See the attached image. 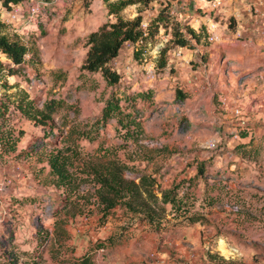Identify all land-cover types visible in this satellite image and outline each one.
Masks as SVG:
<instances>
[{
  "label": "rangeland",
  "instance_id": "rangeland-1",
  "mask_svg": "<svg viewBox=\"0 0 264 264\" xmlns=\"http://www.w3.org/2000/svg\"><path fill=\"white\" fill-rule=\"evenodd\" d=\"M35 3H40L39 13L29 19L28 8ZM16 9L18 15L12 18L11 11L0 5V23L28 42L38 61L32 65L28 59L17 75L8 77L13 88L5 93L25 91L38 109L55 105L50 111L53 123L45 126L10 111V127L22 136L17 151L0 159V264H154L160 259L163 264H264V242L252 243L250 255L244 249V254L231 256L226 246L231 255L225 257L219 249L220 255L216 253L215 236L204 248L205 233L180 229L189 223L194 207L197 212L207 208L204 203L192 204L193 192L181 184L184 173L204 171V165L194 163L206 152L210 161L229 158L235 165L241 153L239 171L245 177L253 175L251 168L256 172L264 168V0H151L147 7L128 6L121 12L128 19L141 14L150 24L168 9L172 18L167 29L159 27L153 44L124 45L112 62L121 77L114 86L100 74L81 70L87 36L114 20L103 0H26L12 11ZM196 19L208 28L205 51L179 50L168 43L177 22L190 27ZM164 47L167 65L161 69L157 63ZM178 51L181 57L174 56ZM150 67L155 72L151 79L146 73ZM143 93L147 99L133 101ZM111 96L120 100L124 113L140 122L144 133L138 143L124 136L115 119L102 124V109ZM221 97L229 108L239 107L241 114L232 117L220 106ZM72 130L84 155H95L99 148L117 149L135 168L125 174L127 179L146 174L162 188L178 184L179 198L187 196L192 205L187 203L185 211L178 212L166 206L159 228L120 209L102 219L89 206L73 217L64 209L60 192L42 185L48 167L40 157L45 149L64 146ZM81 132L88 133L87 138ZM253 146L258 151L253 152ZM231 206L228 218L233 222L240 215L246 222L263 221L264 214L252 212L245 203ZM56 217L66 220L65 234L57 240ZM155 253L157 260L152 257Z\"/></svg>",
  "mask_w": 264,
  "mask_h": 264
},
{
  "label": "trees",
  "instance_id": "trees-1",
  "mask_svg": "<svg viewBox=\"0 0 264 264\" xmlns=\"http://www.w3.org/2000/svg\"><path fill=\"white\" fill-rule=\"evenodd\" d=\"M25 1L0 0V5L4 10L11 11ZM103 1L108 16L114 20L106 21L87 36V52L81 70L90 74H100L108 86H114L119 83L121 77L114 70L112 62L118 57L124 45H135L140 42L153 44L159 27L167 29L172 15L169 9L162 10L143 28L145 21L141 14L128 19L121 12L128 6L137 4L147 7L151 0ZM204 33H196L189 26L177 22L171 28L168 43L176 48L193 50L200 44ZM167 50L166 47L160 50L157 66L161 69L167 65L165 57ZM138 53L139 50L134 53L136 58L139 56ZM28 59H31L32 65L34 61H38L36 50L21 36L15 32L11 33L3 23H0V159L17 151L22 136L21 132L10 127L11 109L40 125L53 123L50 111L55 102L45 104L42 109H38L34 107L25 91L11 95L15 96L13 102L10 100L11 96L5 93L13 88L8 82V77L17 75ZM136 99L145 100L147 94H138L133 101ZM57 105H60V102H57ZM111 119L116 120L127 139L138 143L139 137L144 133L140 122L132 114L124 113L120 100L114 96L106 100L101 113L103 125ZM74 134V130L67 133L64 146H53L40 154V157L44 156L48 167V174L41 182L42 185L51 186L60 192L63 196L64 209L70 210L69 214L73 213V217L89 206L96 210L102 219H106L115 210L120 209L128 214L138 215L151 227L159 228L164 219L166 206L169 205L172 212L185 211L187 201L184 202L183 198H179L178 184L162 188L161 183H158L153 175L146 174L127 179L125 174L135 168L120 157L117 149L99 148L95 155H84L73 139ZM87 134L81 132L84 138H87ZM39 161L43 162V160ZM187 219L190 223L199 220L194 216ZM65 221V218H55L53 226L55 240L65 234L63 229Z\"/></svg>",
  "mask_w": 264,
  "mask_h": 264
},
{
  "label": "crops",
  "instance_id": "crops-1",
  "mask_svg": "<svg viewBox=\"0 0 264 264\" xmlns=\"http://www.w3.org/2000/svg\"><path fill=\"white\" fill-rule=\"evenodd\" d=\"M196 23L190 24V27L196 33H205L200 44L196 45L193 50L202 48V51H205L207 45L204 46L203 42L208 28L200 26L199 19H196ZM203 25L206 24L204 23ZM249 148L252 147L249 146ZM256 151L258 149L254 148L253 152ZM207 154L208 152L204 154V157L198 158L199 162L194 163V165H199L201 168L204 165V171L201 173L196 171L193 174L189 172L190 174L188 173L187 175L184 173V180L181 181V184L186 186L189 193L193 192L192 204L203 205L204 203L207 208L205 210L201 209L202 212H197L194 207L190 212H194L192 215L198 217L199 220L194 223L189 222L180 227V229L184 233L192 230V228H194L195 232L198 231L199 234L200 232L201 234L205 233L204 235L202 234V239H206L203 242L204 248L209 246L211 237L215 236L216 251L218 250V243L223 241L232 251L231 256H235L238 253L244 254V249L250 255L249 248L254 246L253 244L260 245L264 242V216L262 222H246L241 219L242 215H240L233 222L231 217L228 218V213L229 209H232L231 204L240 201L245 203L247 207L254 209L251 210L252 212L257 211L258 215L264 214V168L260 169V172H256L257 168H251L253 175L245 177L242 176L241 170L239 171V164L244 160L241 153L237 154L240 157L237 165L231 164L229 162L231 159L229 158H226L224 162H219V157H213V160L210 161ZM236 167L238 171L234 173ZM183 201L190 203L187 196L183 197ZM192 204L190 203V205ZM212 204L215 205L212 206ZM216 253L220 255L218 251ZM195 257V254L190 255V259H195Z\"/></svg>",
  "mask_w": 264,
  "mask_h": 264
},
{
  "label": "built area",
  "instance_id": "built-area-1",
  "mask_svg": "<svg viewBox=\"0 0 264 264\" xmlns=\"http://www.w3.org/2000/svg\"><path fill=\"white\" fill-rule=\"evenodd\" d=\"M39 9H40V3H35V4L31 5L28 8V11H27V17L29 19L34 18L39 13ZM9 15H11L12 18H15L18 15V9L13 10V11L11 10ZM145 25H147V24L144 23L143 26L145 27ZM209 40L213 41L214 38L209 37ZM179 50H182V49L179 48ZM158 52H159V49H158L157 53ZM174 56L175 57H181V53L178 51V52H176L174 54ZM146 73H147V77L149 79L154 78V76H155V72H154L153 68H151V67L147 69ZM219 102H220V106L223 109H225L226 111H229V113L231 114L232 117H238L241 114V111H240L239 107L232 106L231 108H229V104H228V102H227V100L225 98H223V97L219 98ZM233 138L234 139H238V135L236 133H234L233 134ZM212 146H213V141H210L209 144H208V147H212ZM0 186H1V184H0ZM183 189L186 190V186ZM2 223H3V221H2V219H0V231H1V228H2ZM101 251H103V249H101ZM152 257H154L155 260H157V258L159 256L155 253V254H152ZM163 262H164V260L160 259V261H157V263H154V264H163Z\"/></svg>",
  "mask_w": 264,
  "mask_h": 264
},
{
  "label": "bare ground",
  "instance_id": "bare-ground-1",
  "mask_svg": "<svg viewBox=\"0 0 264 264\" xmlns=\"http://www.w3.org/2000/svg\"><path fill=\"white\" fill-rule=\"evenodd\" d=\"M219 251L221 252V254L225 257H228L229 255H231L230 250L226 247V245L224 244L223 241H221L219 243V247H218Z\"/></svg>",
  "mask_w": 264,
  "mask_h": 264
}]
</instances>
